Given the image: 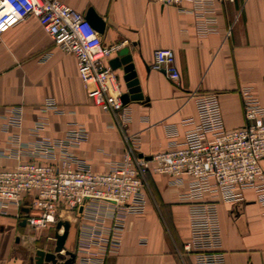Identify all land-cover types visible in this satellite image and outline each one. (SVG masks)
<instances>
[{"label":"crops","instance_id":"crops-1","mask_svg":"<svg viewBox=\"0 0 264 264\" xmlns=\"http://www.w3.org/2000/svg\"><path fill=\"white\" fill-rule=\"evenodd\" d=\"M61 1L85 15L93 7L106 22L104 41L130 48L143 99L128 103L132 119L125 131L113 112L102 110L87 94L76 57L59 48L40 19L30 15L0 33V150L16 148L12 135L34 144L42 136L64 137L74 123H80L88 137L75 153L94 170L106 171L123 158L126 134L137 137L139 155L144 157L184 141L192 126L186 121L197 116L196 94L218 95L228 129L244 124L242 87H251L264 104V0L218 1L209 21L192 10L191 2ZM207 26L211 30H205ZM165 48L175 51L178 82L153 67L155 51ZM115 71L124 93L123 70ZM48 99L62 112L42 111ZM14 105L24 107L23 125L5 130V115ZM41 116L47 125L36 133ZM17 162L15 157L0 156V168ZM172 180L168 174H148L146 208L127 217L121 246L103 264H195L185 249L191 234V204L184 196L191 177L185 176L181 183ZM217 212L225 264H264V203L258 192L249 188L241 199H218ZM22 221L16 206L6 214L0 212V264H34L36 249H53V236L38 244L39 235L34 236ZM79 224L80 219L71 220L66 247L72 251Z\"/></svg>","mask_w":264,"mask_h":264},{"label":"built area","instance_id":"built-area-1","mask_svg":"<svg viewBox=\"0 0 264 264\" xmlns=\"http://www.w3.org/2000/svg\"><path fill=\"white\" fill-rule=\"evenodd\" d=\"M155 1L163 5L191 2L192 10L209 21L213 20L215 3L234 0ZM30 15L40 19L59 48L76 57L89 97L102 110L113 112L127 131L132 112L122 100L119 76L109 63L121 44L105 42L85 14L61 0H0V33ZM153 67L174 82L180 80L171 48L155 51ZM240 93L244 113L241 127L225 126L216 93L196 94L197 116L186 121L192 126L184 141H174L171 149L144 157L139 155L137 137L126 134L123 158L106 171L94 170L74 151L88 137L83 124L74 123L64 137L42 136L34 144H25L20 136L12 135L16 148L0 150V156L15 157L18 162L14 167L0 168V212L6 214L16 206L19 218L26 219L36 231L56 226L64 218L80 219L73 264H103L121 246L127 217L146 208V176L168 174L174 183L189 176V191L184 197L191 204V234L185 249L193 254L195 264H225L219 248L217 200L241 199L242 191L251 188L264 203V104L251 87H242ZM49 110L62 112L52 99L42 107V111ZM5 120V130L20 128L24 107H10ZM46 125V117L41 116L34 132L39 133Z\"/></svg>","mask_w":264,"mask_h":264},{"label":"water","instance_id":"water-1","mask_svg":"<svg viewBox=\"0 0 264 264\" xmlns=\"http://www.w3.org/2000/svg\"><path fill=\"white\" fill-rule=\"evenodd\" d=\"M85 16L92 26L101 34L105 32L106 22L93 7L88 9ZM109 63L113 69L122 68L123 70V80L127 88V91L122 94L123 102L129 103L131 100L143 99L137 65L130 48H121L118 55L111 59ZM22 210L28 212L29 208L22 207ZM22 224H26V219H23ZM70 227L71 222L69 220H59L57 222L54 232L55 243L53 249H36L32 254L34 264H73L76 254L66 247V240L69 235Z\"/></svg>","mask_w":264,"mask_h":264},{"label":"rangeland","instance_id":"rangeland-1","mask_svg":"<svg viewBox=\"0 0 264 264\" xmlns=\"http://www.w3.org/2000/svg\"><path fill=\"white\" fill-rule=\"evenodd\" d=\"M148 176V175H147ZM147 176H146V179H147ZM62 220H73V217L71 218H64ZM54 232H55V226H52L50 228H47L45 230H39V231H36L34 229H32V234L34 236H38L39 235V240L37 241L38 244H44L45 241L47 240V235L48 236H53L54 237ZM53 246V245H52Z\"/></svg>","mask_w":264,"mask_h":264}]
</instances>
